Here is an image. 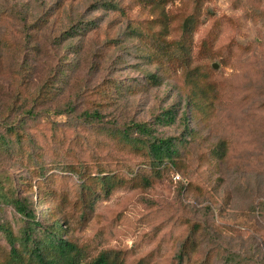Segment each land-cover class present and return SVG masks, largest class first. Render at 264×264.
I'll use <instances>...</instances> for the list:
<instances>
[{
    "label": "rangeland",
    "instance_id": "obj_1",
    "mask_svg": "<svg viewBox=\"0 0 264 264\" xmlns=\"http://www.w3.org/2000/svg\"><path fill=\"white\" fill-rule=\"evenodd\" d=\"M189 15L191 65L208 74L213 105L188 106L186 69L148 55L157 34L178 40ZM23 78L27 93L49 80L55 98L25 117L0 173L43 227L61 220L86 260L107 251L124 264H264V0H0V112L15 103L18 116ZM96 108L101 119L78 116ZM165 110L174 116L161 122ZM135 122L179 142L175 166L151 168L117 137ZM83 169L114 186L85 191ZM5 221L19 234V215L0 204ZM8 248L0 232V261Z\"/></svg>",
    "mask_w": 264,
    "mask_h": 264
},
{
    "label": "trees",
    "instance_id": "obj_2",
    "mask_svg": "<svg viewBox=\"0 0 264 264\" xmlns=\"http://www.w3.org/2000/svg\"><path fill=\"white\" fill-rule=\"evenodd\" d=\"M153 1V0H152ZM194 15L187 16L181 25V37L175 41L160 40V33L157 34L154 45L151 46L149 57L155 62L162 64V67H168L170 63H175L185 68V85L189 87L188 106L213 105L216 99L215 89L209 81L208 74L199 64L191 65L192 42L190 41L191 31L194 27ZM158 23L166 29L167 23L164 20H158ZM77 33V30H74ZM67 37H73L72 32L64 33ZM156 35V34H155ZM213 67V65H212ZM214 68V67H213ZM165 71V68H163ZM151 83L159 84V77L156 74H149ZM20 85L25 88L18 92V95L11 100L16 102L19 98L21 109L13 114L15 108L9 104L0 112V152L13 150L16 144L23 138L22 125L25 117L36 116L34 108L38 105L53 100L54 85H49V80L37 84L33 90L27 93L28 85L23 82ZM30 104H29V103ZM28 103V104H27ZM69 108V107H68ZM60 109V108H58ZM70 109V108H69ZM63 109L58 110L60 113ZM78 116L84 119H101L102 115L98 108L94 110H84ZM174 114L171 110L163 111L159 121H169ZM185 120L187 117L185 116ZM117 137L134 150H145L146 156L150 161V167L160 169L161 166H175V157L178 154V144L174 137H159L154 133V128L147 122H135L122 129H116ZM133 132L136 135H133ZM224 144L218 146L215 151L219 153ZM221 156L220 154H218ZM86 169L80 170L81 185L85 191H93L94 186H101L104 191L114 186L113 179L106 174H86ZM73 172V170H72ZM44 174H42L43 176ZM179 175V174H178ZM47 179V178H46ZM177 181H181L177 179ZM183 183V188L187 186ZM16 182L7 174L0 173V204L10 205L19 215L23 223L19 228V234H16L13 227L8 222H0V232L3 234L8 251L6 257L0 264H124L112 252H100L90 260L84 258L82 249L73 241L63 238V225L61 220L53 218L47 226H42V218L36 214L35 209L28 205L27 201L17 195ZM38 202L41 200L39 192L36 193ZM85 199L80 200V205L84 206ZM85 216V212H82ZM41 229L39 234L36 230ZM36 231V232H35ZM182 258V254H180ZM136 264H146L145 259H140Z\"/></svg>",
    "mask_w": 264,
    "mask_h": 264
},
{
    "label": "water",
    "instance_id": "obj_3",
    "mask_svg": "<svg viewBox=\"0 0 264 264\" xmlns=\"http://www.w3.org/2000/svg\"><path fill=\"white\" fill-rule=\"evenodd\" d=\"M213 67H214V68H217L218 66H217V64H213Z\"/></svg>",
    "mask_w": 264,
    "mask_h": 264
},
{
    "label": "built area",
    "instance_id": "obj_4",
    "mask_svg": "<svg viewBox=\"0 0 264 264\" xmlns=\"http://www.w3.org/2000/svg\"><path fill=\"white\" fill-rule=\"evenodd\" d=\"M176 178H178V175H176Z\"/></svg>",
    "mask_w": 264,
    "mask_h": 264
}]
</instances>
